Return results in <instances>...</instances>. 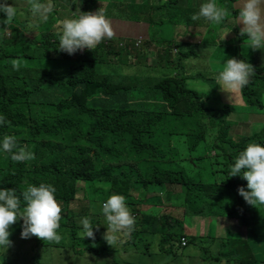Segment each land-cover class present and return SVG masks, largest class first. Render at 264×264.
I'll return each mask as SVG.
<instances>
[{"label": "trees", "instance_id": "trees-1", "mask_svg": "<svg viewBox=\"0 0 264 264\" xmlns=\"http://www.w3.org/2000/svg\"><path fill=\"white\" fill-rule=\"evenodd\" d=\"M90 1L96 6L95 11L105 8ZM231 1L219 0L218 5L223 7L222 4ZM87 2L85 0L84 4ZM184 2L127 0L119 2L118 12L114 11L113 16L119 19L142 21V24H131L133 27L127 33L114 30L117 36L143 38L159 46L161 54L157 64L147 65L155 73L152 75L139 74L145 70H133L132 75L107 69L103 72L98 64L109 66L113 56L121 55L118 41L113 38H105L94 49L79 50L74 59H66L58 49V37L54 34V23L60 17L56 11L52 23L49 20L36 28L31 26L26 33L27 20L20 22L14 18L20 28L13 27L10 36L0 42V115L5 118V123L0 124V140L4 135L15 136L19 145L27 146L35 156L33 160L17 163L0 150V189L15 188L19 195L27 187L25 181L36 186L52 185L61 214L65 213L67 219L61 218L59 243L71 248L83 243L81 251L88 252L91 264L93 256L94 264H129L123 260L124 251L149 256L151 245L159 255L180 257L183 253L180 249L197 244L194 236L183 231L182 219L172 220L166 213L155 212L154 207L161 206L160 193H156L159 190L179 188L183 207L186 203L196 205L191 213L244 219L246 222H240L247 227L264 221L259 215L264 206L255 208L238 194L239 187L247 190V182L240 176L228 177L230 165L249 142L264 146V132L239 134L234 138L225 121L232 106L226 103L217 108L209 106L204 94L187 86L188 78H211L187 72L192 63L185 66V60L197 53L181 49V42L174 37L165 38V30L177 26L176 23L185 24L183 34H188L206 21L203 18L193 21L191 17L199 7H185ZM62 8H66L65 5ZM73 8L81 12L90 10V6ZM180 33L175 32V35ZM236 35L241 37L240 31L237 30ZM242 42L238 40L239 46ZM124 47L131 49L129 45ZM168 54L176 57L170 67L163 63ZM13 60L19 62L18 70L13 68ZM37 61L41 66L35 65ZM218 69L214 71L215 76ZM254 70L255 75L240 94L244 103L262 108L258 84L259 78L264 79V69ZM206 140L222 149L219 155L224 156L225 178L220 182L206 183L178 163L191 160L194 167L199 166V160L207 153L195 155L196 149ZM180 149L188 150L185 158L180 157ZM211 151L216 156L214 148L207 150L208 155ZM81 190L89 195L90 202L95 201L100 206L111 194L126 198L136 223L131 234L118 243L121 249L118 245L109 246L102 238L106 228L95 226L93 229L98 234L95 236L99 249L88 245L86 237H81L82 226L76 223L68 207ZM21 202L23 206L22 198ZM204 204L209 205L208 211L202 210ZM22 224L20 220L13 224L9 229L11 235L20 238ZM181 236L187 238L183 246ZM262 237L264 233L257 236L256 241H262L259 239ZM208 238L218 245L215 256L210 257L216 263L226 258L235 264H264L257 261L247 239L235 238L230 232L221 239L213 235ZM31 239L36 248L30 254L31 264H52L50 251H47L51 244L35 236ZM54 245L57 244L52 247ZM226 246L229 248L224 250ZM43 253L47 256L45 263L41 262Z\"/></svg>", "mask_w": 264, "mask_h": 264}, {"label": "rangeland", "instance_id": "rangeland-1", "mask_svg": "<svg viewBox=\"0 0 264 264\" xmlns=\"http://www.w3.org/2000/svg\"><path fill=\"white\" fill-rule=\"evenodd\" d=\"M84 1L85 0H53L52 3L55 5V8L54 11L49 15L47 22L50 20V23H52L54 19V14H56L54 13L55 11L59 13L60 17L54 23V34L57 33L59 20L64 18H71L74 12H79L75 11L73 7L90 6L89 11H95L96 6L92 5L90 3V0H88L86 4H84ZM94 1L95 3H97V5L105 7L101 9L105 11L107 17V15L110 16L111 14H114V11L115 13L118 12L117 9L119 7V2H126L127 0H111L110 2L109 0H105L103 2L101 0ZM218 1L219 0H216L217 4ZM0 2H3V0H0ZM7 2L8 4L13 5L17 9V14L15 16L16 20L20 19V22L25 19L27 20L24 25L25 33L26 29L31 28V26L36 28L37 26L42 25L41 23H44L41 22L38 17H34L29 11V5L27 4V0H7ZM183 2L184 0H179L180 4H182ZM204 2H207V0H188L184 2L183 6L200 7V5ZM64 5L66 8L63 9L62 7ZM222 5L228 10V16L219 25L212 24L206 20L203 24L193 27V31L188 32V34L187 32L183 34V32L185 31V27H187L185 26V24L178 25L176 23L175 25L177 26L173 25L170 26L169 29L165 30V38L172 40V38L174 37L177 42H181V49L192 50L197 53V56L192 55V57L185 60V66H188L190 63H192V66L186 69L187 72H191V74L200 73L202 75H207L211 78V80H205L203 77H194L188 78L186 84L191 88L197 89L201 94H204V101L209 106H213L218 102V90H215L216 82L214 71L220 68L222 63L227 58L238 57V59L240 60L247 58L249 60L248 63L253 65L259 61L261 56H264V49L253 50L249 48L246 36L239 37L236 35V31H240L242 25L239 24L238 12H236L237 14H234L232 10H239V0H232L229 4L228 2H225V4ZM197 9L198 8H195L196 12ZM3 18L4 14L0 13V20H2ZM114 21L115 16H112V28L114 26ZM12 25L13 27L20 28L14 21V19L12 21ZM143 25H146L147 27V23ZM45 26H47V23ZM13 27L10 31H8L4 29V25L0 23V42L2 41L3 37L10 36ZM130 28L131 27L128 22H124L122 24L123 31H126ZM175 32L181 33L179 35H175ZM225 34L226 36L223 39ZM117 35L118 34L115 33L113 39L115 41H118L117 47L121 50L120 57L115 58L113 56V60L111 61L112 63H109V66L108 64H98L99 68H101L103 72L107 69L108 72L124 75H127L128 73H131L128 75H132L133 70L147 71H141L139 74H155L154 72L150 71V68L147 65L157 64L158 57L161 54L159 46L152 44V42H146L143 38V40L133 37H130L131 39H128L126 37V34L124 35V37H119ZM238 40L243 41L240 44V50L237 47V45L239 44ZM120 42H122L123 45H121ZM112 43L114 44L115 42L112 41ZM125 45H129L131 49L128 48V50H126L124 47ZM78 52L79 50L69 55L66 52L64 54V52L62 51L66 59H74ZM171 58L175 57H172L170 54H168L163 60V63L166 62V66L168 67H170L171 65ZM35 65L41 66L38 61L35 62ZM64 65L65 63L61 64L60 66ZM259 80L260 82L258 84V88L261 90V99L264 101V79ZM229 103L234 108V110L232 109L230 111L225 121L229 123V129L231 130V134L234 138H237L239 134H241L240 136H244L251 134L254 131L264 132V129H260L264 127V125H262L261 123H259L258 126L251 124V126L247 127L246 129L244 128L243 124L244 121L249 120L251 118H256L257 120L254 121L259 122L260 120L258 118L260 117V115L258 114H262V116H264V107L261 109L252 104H239L238 102L234 103L231 101ZM211 148L215 149L217 153L216 156H214V151H211L208 155L207 150ZM221 150L222 149L214 147L210 140H206L205 142H201L199 147L196 149L195 155H200V152L207 153V156L204 159L199 160V166L194 167L191 163V160H180L178 163L181 167H186L187 170H192L196 176H200V178H202V180L206 183L214 181L220 182L223 178H225V173H223L224 156L222 154L219 155ZM187 152V149H180V157L185 158ZM215 161H217L218 163H215ZM173 189L174 190L165 189L162 192H159V190L156 192L158 193V195L160 193L159 196L161 206H155L154 210L156 213H166L170 215V218L172 220L176 218L182 219L183 231L188 235L194 236L196 238L197 244H190L180 249L179 252H183L180 257H178V255H170L167 257L164 256L165 254L159 255L157 254L156 249L151 245L149 248L151 255L143 256L140 252L124 251L122 253L123 260H125L129 264H235V261H229V263L226 258L223 259L220 263H216L213 259L210 258L215 256L216 250L218 249V245L217 243L212 242V240L209 239L208 236L213 235L215 239H221V237H225V235L230 232V235L235 238L247 239L255 253L257 261H264V237L259 238L262 241H256V239H258L256 237L264 233V221L259 220L261 221L259 223H257V221L253 222L251 224H248L249 227H247V224H243L240 222H246V220L244 219H233L229 216L217 217L202 213H191V209L196 205L186 203L183 207V196H181V194L179 193V188ZM81 191L78 192L76 198L73 201L69 202L68 206L73 211L72 213L74 215L75 220L77 221L76 223L80 225V219L84 216H89L91 217V222L94 226L93 229H96L95 226L105 229L107 227V222L101 211L102 205L100 206V204L96 203L95 201L90 202L91 198L89 197V195H85L84 192ZM197 209H200L199 205ZM202 210L208 211L209 205L204 204ZM64 214L65 213L61 214V218L67 220ZM256 215H258V212ZM259 215H261L264 219V208H262V211L261 213H259ZM65 229L67 230L69 228ZM94 234L98 235L96 231H94ZM9 239L12 242V247H9L5 252L0 250V264H31L30 254L34 253L36 250L35 246L33 245V239H22L21 237L18 238L15 235H10ZM86 239L88 245L95 244V248L99 249V245H97L96 242V236L95 240H92L88 237H86ZM49 243L51 244V247H49V250L47 251H50L52 264H91V262H88V252L81 251L84 246L82 245L83 243H80L74 248L64 247V245H62L61 243H56L57 245H54L52 247V244L54 243ZM117 245L118 248L121 249V246L119 244ZM228 248L229 247L226 246L224 247V250ZM74 256L76 258H74ZM46 258L47 256L45 255V253H43L41 262L45 263ZM86 258L87 262L85 263ZM92 262L94 264V256Z\"/></svg>", "mask_w": 264, "mask_h": 264}, {"label": "clouds", "instance_id": "clouds-1", "mask_svg": "<svg viewBox=\"0 0 264 264\" xmlns=\"http://www.w3.org/2000/svg\"><path fill=\"white\" fill-rule=\"evenodd\" d=\"M27 4L32 15L38 17L41 22H47L55 8L52 0H44V2L27 0ZM0 13L4 14L0 23L4 25V29L10 31L17 9L8 4L7 0H3L0 2ZM112 16L113 14L108 16V20L105 11L99 8L94 12L79 10L78 13L74 12L71 18L59 20L56 33L58 49L71 55L78 50H92L105 38H114V28L111 26ZM227 16L228 10L225 7L218 5L216 0H207L200 5L198 12L193 14L191 19L196 21L203 18L212 24L219 25ZM238 20L242 25L240 35L247 37L249 48L264 49V0H239ZM225 36L226 34L223 39ZM173 59L176 57L171 60ZM12 66L18 70L20 65L18 61L13 60ZM254 75L255 70L251 64L233 57L227 58L222 63L215 80L218 88L227 93V99L232 102L233 95L240 93ZM4 123L5 118L0 115V124ZM0 150L9 154L10 159L17 163L35 158L34 153L29 151L27 146L19 145L17 138L12 135H4L0 140ZM235 176H240L247 182V190L244 187L237 189L245 202L255 208L264 206V146L249 142L239 152L234 163L230 165L228 175V177ZM25 183L27 187L19 195L15 188L0 189V250L3 252L12 244L9 239L11 235L9 229L18 220L23 221L20 233L22 239L35 236L43 241L59 243L62 238L58 232L62 208L55 198V188L45 183L39 186L29 184L27 181ZM101 211L107 222L102 238L114 248L121 242L122 237L129 236L134 230L135 217L126 203V198L120 194L109 195L103 202ZM79 223L82 226L81 237L95 240L91 217L84 216Z\"/></svg>", "mask_w": 264, "mask_h": 264}, {"label": "crops", "instance_id": "crops-1", "mask_svg": "<svg viewBox=\"0 0 264 264\" xmlns=\"http://www.w3.org/2000/svg\"><path fill=\"white\" fill-rule=\"evenodd\" d=\"M112 18V17H111ZM124 22H128L129 23V25H131V24H139V23H141L142 24V22H130V21H127V20H123V19H119V18H115V21L113 22V24H114V26H113V28H114V30L115 31H117V32H119V33H127V31L129 30H126V31H123V29H122V24L124 23ZM133 27V26H132ZM131 27V28H132ZM237 47H238V49L240 50V46H239V44L237 45ZM236 59H238V57L236 58ZM238 60H240V59H238ZM243 60H245V61H249L247 58L245 59H243ZM252 65V64H251ZM253 67H254V69H260V68H263L264 69V56H261V58L259 59V61L258 62H256L255 64H253L252 65ZM261 72H259V70H258V77H261ZM259 79H262V78H259ZM215 82H216V80H215ZM216 85H217V83H216ZM215 85V86H216ZM219 86L217 85V87H215V90H218L217 91V96H218V102L216 103V104H214L213 106H215V107H220L221 105H223V103H226V104H230L229 102V100L227 99V96H228V94L227 93H225V92H222L219 88H218ZM223 99H222V98ZM260 98H262V95L260 94ZM263 101V100H262ZM232 102H234V103H236V102H238L239 104H246V103H244L243 101H242V96H241V94L240 93H236V94H234L233 95V98H232ZM256 107H258V106H256ZM264 107V101H263V105H262V108ZM261 108V109H262ZM232 109L234 110V108L232 107ZM258 115H260V117L258 118L260 121L259 122H256V121H254V120H257L256 118H251V119H249V120H246V121H244L243 122V124H244V128L246 129L247 127H250L251 126V124H254L255 126H258V124L259 123H261L262 125H264V116H262V114H258ZM262 116V117H261ZM255 128H258V127H255ZM260 129H264V127H262V128H260ZM255 132V131H254Z\"/></svg>", "mask_w": 264, "mask_h": 264}, {"label": "built area", "instance_id": "built-area-1", "mask_svg": "<svg viewBox=\"0 0 264 264\" xmlns=\"http://www.w3.org/2000/svg\"><path fill=\"white\" fill-rule=\"evenodd\" d=\"M180 243H181V245L186 244V238L184 236L180 237Z\"/></svg>", "mask_w": 264, "mask_h": 264}]
</instances>
